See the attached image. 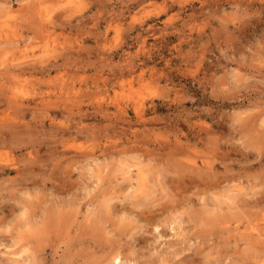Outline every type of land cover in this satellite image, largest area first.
I'll list each match as a JSON object with an SVG mask.
<instances>
[{
    "label": "rangeland",
    "instance_id": "obj_1",
    "mask_svg": "<svg viewBox=\"0 0 264 264\" xmlns=\"http://www.w3.org/2000/svg\"><path fill=\"white\" fill-rule=\"evenodd\" d=\"M0 264H264V0H0Z\"/></svg>",
    "mask_w": 264,
    "mask_h": 264
},
{
    "label": "bare ground",
    "instance_id": "obj_2",
    "mask_svg": "<svg viewBox=\"0 0 264 264\" xmlns=\"http://www.w3.org/2000/svg\"><path fill=\"white\" fill-rule=\"evenodd\" d=\"M143 179H144V178H143ZM149 193H150V192H149ZM149 193H148V194H149ZM147 196H148V195H147ZM235 197H236V196H235ZM148 198H149V197H148Z\"/></svg>",
    "mask_w": 264,
    "mask_h": 264
}]
</instances>
